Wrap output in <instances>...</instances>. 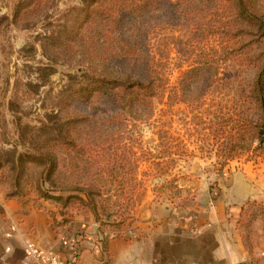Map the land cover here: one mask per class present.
I'll return each instance as SVG.
<instances>
[{"label":"rangeland","instance_id":"1","mask_svg":"<svg viewBox=\"0 0 264 264\" xmlns=\"http://www.w3.org/2000/svg\"><path fill=\"white\" fill-rule=\"evenodd\" d=\"M86 15L82 0H0L1 199L49 209L68 223L58 238L80 218L107 243L146 219L198 215L231 174L264 169V42L230 20L229 42L215 30L199 41L169 15L165 92L153 112L131 113L74 98L88 82ZM193 62L204 70L191 77Z\"/></svg>","mask_w":264,"mask_h":264},{"label":"crops","instance_id":"2","mask_svg":"<svg viewBox=\"0 0 264 264\" xmlns=\"http://www.w3.org/2000/svg\"><path fill=\"white\" fill-rule=\"evenodd\" d=\"M255 207L261 212L250 222ZM202 210L183 221L146 219L132 237H109L104 250L91 228L75 219L74 229L83 233L76 236V264H264V169L247 166L231 174L225 198ZM54 223L45 207L0 198V264H34L29 247L64 260Z\"/></svg>","mask_w":264,"mask_h":264},{"label":"trees","instance_id":"3","mask_svg":"<svg viewBox=\"0 0 264 264\" xmlns=\"http://www.w3.org/2000/svg\"><path fill=\"white\" fill-rule=\"evenodd\" d=\"M82 0L86 11L85 71L88 82L74 92L76 101L91 105L94 99L110 107L137 113L153 112L155 102L163 96L165 83L164 28L169 15L184 21L190 36L202 41L210 30L221 32L229 42V20L238 36H253L264 42V0ZM229 3L232 17L229 19ZM241 33V34H240ZM240 38V37H239ZM236 44V36L232 39ZM187 72L197 75L203 67L193 62ZM262 77L257 83H262ZM262 92L263 85L261 84ZM264 114V113H263ZM137 115L135 120H144ZM55 220V228L67 225ZM74 223L66 233L61 251L67 257L71 249L80 248L72 235ZM105 241V240H104ZM102 241L104 250L106 243Z\"/></svg>","mask_w":264,"mask_h":264},{"label":"built area","instance_id":"4","mask_svg":"<svg viewBox=\"0 0 264 264\" xmlns=\"http://www.w3.org/2000/svg\"><path fill=\"white\" fill-rule=\"evenodd\" d=\"M65 236L61 235L60 240L61 244L65 241ZM27 253L33 258L36 264H41V261H46V264H76L77 262V252L74 249H71L69 256L64 260H61L57 255H53L48 251H43L34 247H29Z\"/></svg>","mask_w":264,"mask_h":264},{"label":"water","instance_id":"5","mask_svg":"<svg viewBox=\"0 0 264 264\" xmlns=\"http://www.w3.org/2000/svg\"><path fill=\"white\" fill-rule=\"evenodd\" d=\"M34 264H36V263H34Z\"/></svg>","mask_w":264,"mask_h":264}]
</instances>
